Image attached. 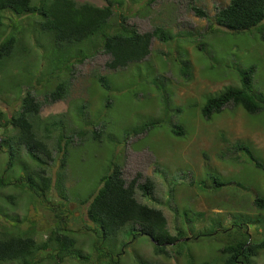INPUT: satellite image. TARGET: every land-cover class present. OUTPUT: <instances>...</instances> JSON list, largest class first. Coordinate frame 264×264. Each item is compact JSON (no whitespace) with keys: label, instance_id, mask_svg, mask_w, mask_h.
<instances>
[{"label":"rangeland","instance_id":"obj_1","mask_svg":"<svg viewBox=\"0 0 264 264\" xmlns=\"http://www.w3.org/2000/svg\"><path fill=\"white\" fill-rule=\"evenodd\" d=\"M78 1L105 4L103 0ZM128 2V8L124 10L130 16L129 22L136 24L140 31L162 26L175 33L174 39L165 43L153 38L150 55L142 62L123 69L108 68L106 62L111 56L103 51H95L84 62H75L71 66V75L69 71H64L68 94L57 101L45 99L48 91L61 78L49 75L48 56L51 50L47 37L43 34L40 38L38 36L37 15H13L17 35L24 36L20 40L27 45L29 53L19 58H16V54L14 58L18 62L14 65L9 61L7 71L0 72V109L10 113L19 110V98L31 86L42 102V121L38 132L43 131L45 122L54 120L64 122L67 134L77 132L82 123H87L91 130L89 132L86 128L88 133L83 140L78 135L74 137L76 142L66 153L65 167L60 165L61 153L55 151V160L49 169L55 184L59 168H66L65 193L60 195V191L53 187L46 197L56 204L65 202L69 227L75 230L72 234L78 239L76 252L82 250L83 254L91 253L93 243L99 236L93 228L88 230L84 227L83 221L89 220L86 216L87 204L81 201L99 188L100 178L108 172L109 167L120 164L123 165V175L127 181L139 172L142 180L146 176L154 180L156 188L153 197L156 200L142 197L141 201L163 209L173 234L179 226L185 230L189 226L192 233L180 240L181 246H184L182 254H176L175 248H170L169 255L165 256L155 254L150 239L143 236L134 239L133 226L128 225L122 229L119 237L111 240L115 244L111 253L116 259L112 264H140L141 260L168 264H222L221 250L235 233L243 234L249 229L254 233V243L261 242L264 236L262 225L256 224V219L249 216L254 214L255 207L251 205L257 196L255 190L260 191L261 180L264 183L263 174L257 173L255 169H246L240 160L236 162L234 157L238 153L232 147L237 142H246L264 159V114H249L244 108L232 104L210 119L196 117V111H199L208 96L219 93L229 85H239L241 70L252 64L256 65L257 74H254L253 88L264 95V27L259 25L241 31L226 28L223 31L210 30L204 33L208 20L196 15L192 6H198L214 16L219 8L229 3L228 0H154L150 4H147L148 0ZM73 48L79 52L78 46ZM188 58L193 67L189 76H184L179 71L180 62ZM99 75L108 77L111 89L97 82ZM27 78H32L28 84L24 83ZM17 81L24 84L21 96ZM156 99H167L166 109ZM175 103L185 105L181 114L174 110ZM84 105L85 108H82ZM156 117L161 119V123L153 133L149 129L135 131L137 126L150 123ZM175 124H182L189 132L182 137L173 135L171 129ZM94 128L101 130L97 139L91 136L96 131ZM55 137L53 135L50 140L51 146ZM10 157L11 153H8L7 159ZM21 157L25 158V155ZM14 160L16 167L4 173L1 167L5 163L0 158V176L8 173L7 177L15 181L14 177L28 173L22 160L16 157ZM26 163L31 169L32 164ZM210 173L230 182L213 191ZM203 181L205 188L201 187ZM24 183L20 181L1 186L0 204L7 211L26 215L22 228L34 227L37 238L46 240L49 228L56 219L55 211L38 202V197L28 189L29 184ZM239 191L245 195L236 197L235 193ZM7 194H14L15 200H18L17 207L11 199H6ZM28 200L34 201L27 204ZM238 201L235 208L233 204ZM241 203H248L250 211L236 214L233 220L232 213L242 208ZM184 212L188 213L189 224L184 223L180 216ZM236 223L243 227H233ZM228 227L232 228L225 231ZM218 228L222 230L217 231ZM201 232L203 235L198 236ZM100 240L101 243L109 242L103 236ZM123 243L128 244L123 246ZM21 262L17 259L1 261L0 264ZM245 262L264 264V249L251 263L248 259ZM51 263L104 264L101 260L81 258H66L59 263L44 261L39 264Z\"/></svg>","mask_w":264,"mask_h":264},{"label":"trees","instance_id":"obj_2","mask_svg":"<svg viewBox=\"0 0 264 264\" xmlns=\"http://www.w3.org/2000/svg\"><path fill=\"white\" fill-rule=\"evenodd\" d=\"M104 1L106 4L97 5L90 1L78 0H0V72L7 71L9 61L15 65L18 62L16 58L29 53L27 45L20 40L24 36L17 35L18 31L14 25L16 20L12 18L13 15L17 17L28 13L37 15L40 33L38 36L40 38V35L43 34L47 37L51 50L48 56L49 75L61 78V81H58L55 87L46 94L48 97L45 99L51 101L63 99L68 94V81L63 78L64 71L67 70L70 74L71 66L75 62H84L85 59L93 56L95 51H103L111 56L110 60L106 62L108 68L123 69L146 59L151 53L150 47L153 37L165 43L174 39L175 33L165 27L155 26L152 31L140 32L134 24H130L128 22L129 16L126 15L125 11H122L126 0ZM153 1L148 0L147 4ZM192 9L197 15L207 18L209 22L208 32L210 29L214 30L216 25L241 31L258 26L264 21V0H230L228 5L219 8L214 16H209L205 10L195 5L192 6ZM7 29L8 31L5 32ZM221 31H223L222 28ZM74 46L79 47V52L74 50ZM180 52L179 56H181ZM16 54L17 57L14 58ZM180 63L179 71L184 76H189L192 69L191 59H182ZM255 71L256 65H250L241 70L239 85H229L221 92L207 97L203 107H201L202 116L205 119H210L214 114L221 113L229 104L241 106L249 114H264V95L253 88L255 75L257 76ZM97 77V82L103 87L112 88L106 75ZM34 79L36 78L34 77ZM31 80L32 78H27L24 83L28 84ZM16 83L17 88L21 89V96L24 84L21 81ZM169 90L171 91L170 88ZM164 95L166 94L164 93ZM19 100L21 109L16 112L10 113L0 109V156L5 163L2 172H7L8 166L14 165V158L20 153L17 147L19 149L24 147L39 164L36 169L34 168L27 173L25 183L29 184L30 188L28 189L38 197V202L55 211L56 219L49 228L47 239L39 240L37 230L34 227L22 228L26 215L7 211L6 207L0 204L2 219L0 221V262L19 259L22 260L21 264H39L44 261L59 263L66 258H81L96 259L101 260L104 264H112L116 262V259L111 253L115 247L111 240L119 237L122 229L131 224L133 226V238L143 236L150 239L154 244L155 254L168 256L170 248H175L176 254H182L184 246H181L180 240L192 233L189 226L187 230L179 226L177 232L173 234L163 209L149 206L138 197L137 193L140 192L142 197H150L152 200H156L153 197L156 188L154 180L145 177L142 181V174L139 172L127 182L123 177L122 165L120 164L112 165L109 172L100 178L99 188L81 201L83 204H87L86 216L89 220V222L83 221L84 227H87L88 230L93 228L99 236L93 243V252L88 254H83L82 250L76 252L75 247L78 239L73 235L75 230L69 227L65 213L66 208H64L65 202L56 204L54 200H48L46 197L47 192L51 191L53 187L60 191V195H63L66 178L64 171H59L53 185V179L48 174L49 162L55 159L53 150L55 145L53 148L50 147L49 140L53 135L57 136L56 146L59 152H62L61 165L65 167L67 164L66 153L72 139L66 134L65 124L61 120L45 122L43 132H41L43 134L37 132L36 127H39L42 121L40 118L42 102L32 91L31 86H28L27 91ZM156 100L158 104L162 105L163 103V108L166 109L167 99ZM184 106L175 103L174 110L181 114L184 111ZM82 108H85V105ZM160 123V118H152V122L137 126L135 131L149 129L153 133ZM181 125H173L171 132L175 136L184 135L185 129ZM95 130L93 134L97 138L101 135V130ZM81 133H86V130L80 129L78 134ZM232 147L238 153L234 157L236 162L240 160L243 167L255 169L264 177V159L255 150H252L248 143L237 142ZM8 153H11L9 160L7 157H3V154L7 155ZM41 154L43 155L41 156ZM210 177L214 184L213 191H217L214 188H221L230 182L212 173H210ZM21 179L23 178L20 177L17 180ZM7 182L9 180L6 179L5 174L0 176V187L7 185ZM193 182L194 180L191 181V183ZM204 183L205 181L202 182V188H205ZM238 184L242 186L241 182ZM241 195H243L242 191L235 193L236 197ZM5 197L11 199L13 204H16L15 207L18 206V200H15L14 194H7ZM173 198L175 199V196ZM4 201L8 202V200ZM29 201L33 203L34 200H28L27 204ZM239 201L233 204L235 208ZM240 205L242 208L232 213L233 220L236 214L250 211L248 203H241ZM251 206L255 207V210H253L254 214H249V216L254 217L255 223L261 224L264 228V195L259 194ZM187 214L184 212L180 216L184 223L189 224ZM5 222H9V224L7 225ZM87 224L90 226H86ZM238 226L240 225L236 223L233 227ZM231 228L228 227L225 231ZM219 230L222 229L218 228L217 231ZM203 232L206 233L205 230ZM200 235L202 236L203 233L201 232L198 236ZM102 236L109 242L103 241L101 243L100 238ZM253 238L254 233L250 232L249 229H246L243 234L237 235L235 233L231 241L228 239L229 242L221 250L222 264H246V259L251 263V260L264 249V236L258 243H254ZM126 244L128 243H123V246ZM140 264L168 263L141 260Z\"/></svg>","mask_w":264,"mask_h":264},{"label":"clouds","instance_id":"obj_3","mask_svg":"<svg viewBox=\"0 0 264 264\" xmlns=\"http://www.w3.org/2000/svg\"><path fill=\"white\" fill-rule=\"evenodd\" d=\"M104 1V0H103ZM130 2H132V3H134L135 2V0H129ZM229 2H230V0H228ZM91 2V1H90ZM105 2V1H104ZM105 4H106V2H105ZM128 4H129V2H128V0H126L125 1V5H124V7L122 8V11L124 10V9H126L127 10V8H128ZM97 5H100V4H97ZM104 5V4H103ZM228 5V4H227ZM227 5H225V6H227ZM225 6H223V7H225ZM198 7V6H197ZM222 8V7H221ZM204 10V9H203ZM125 11V10H124ZM123 11V12H124ZM126 12V11H125ZM217 12V11H216ZM196 14V13H195ZM126 15H128L129 16V14H127L126 13ZM197 15V14H196ZM199 16V15H198ZM210 16V15H209ZM204 18H206V17H204ZM129 19H130V16H129ZM129 19H128V22H129ZM207 19V18H206ZM130 24H134V23H131V22H129ZM209 23V22H208ZM137 28H138V26L136 25V24H134ZM209 25V24H208ZM260 26H262V27H264V21H263V23L262 24H259ZM258 25V26H259ZM218 27V28H217ZM221 28H222V30H225L226 29V27H222V26H219V25H216V27L214 28V30L215 31H221ZM228 29V28H227ZM138 30H139V28H138ZM169 30V29H168ZM208 26H207V28H206V30L204 31V33H206V31L208 32ZM211 30V29H210ZM140 31V30H139ZM150 31H152V30H150ZM169 31H172V30H169ZM140 32H148V31H140ZM153 38H155V37H153ZM173 40V39H172ZM172 40H170L168 43H170ZM152 41H153V39H152ZM199 43H200V41H198ZM151 50H152V43H151ZM150 55V54H149ZM148 55V56H149ZM147 58V57H146ZM191 63H192V61H191ZM192 65H193V63H192ZM193 67V66H192ZM191 71H192V69H191ZM165 89H164V93H165ZM167 92V91H166ZM221 92V91H220ZM217 94V93H216ZM211 96V95H210ZM209 97V96H208ZM202 103V101L201 102H199V105ZM205 103V102H204ZM204 103H203V105H204ZM21 104V103H20ZM203 105L201 106V107H203ZM230 105V104H229ZM228 106V105H227ZM226 106V107H227ZM225 107V108H226ZM241 107V106H240ZM20 109H21V107H20ZM19 109V110H20ZM246 111V110H245ZM196 113L198 114L196 117H203L202 116V112H201V108H199V111H196ZM196 117H194V118H196ZM159 118V117H158ZM192 123H193V121H192ZM191 123V124H192ZM189 126L190 125H188V129H189ZM39 127H36V130L38 129ZM86 128L88 129V127H87V123L86 124H83L82 123V127L80 128V129H84V130H86ZM79 129V130H80ZM95 129H97V128H94V130ZM79 130H76L77 132H75L74 134H67L68 136H70L71 137V139H72V142L69 144V146H68V150H69V147L71 146V145H75V142H76V140L74 139V137L76 136V135H78V136H80L81 137V140H83V139H85V137H87V136H85L87 133H88V130H86V133H84V134H78V131ZM97 130H99V129H97ZM68 130L66 129V132H67ZM91 130H89V132H90ZM38 132V131H37ZM43 132V131H42ZM189 131L187 130H185V133H184V135H181L180 137H182V136H185V134L186 133H188ZM39 134H43V133H41V132H38ZM172 133V132H171ZM173 134V133H172ZM91 135V134H90ZM89 135V136H90ZM174 135V134H173ZM85 136V137H84ZM93 138H95V135L94 134H92L91 135ZM100 137V136H99ZM99 137H97V138H99ZM52 138V137H51ZM96 138V139H97ZM51 140V139H50ZM50 140H49V142H50ZM50 144V143H49ZM18 145V144H17ZM16 145V146H17ZM54 145H55V147H54ZM50 147H54L53 148V150H54V156H55V151H57V152H59V150L57 149V146H56V137H55V142L53 143V146H51V144H50ZM17 149L19 150V154H17V157L16 158H19L20 160H22L23 161V163L26 165L27 163L26 162H28V163H30V164H32V168L31 169H28V173L30 172V171H32L34 168L36 169L37 168V166L39 165L36 161H35V158H33V157H31L29 154H28V152L26 151V149L24 148V147H21L20 149L17 147ZM23 150V151H22ZM59 153H61V156H60V165H61V158H62V152H59ZM22 154H24L25 155V158H22L21 157V155ZM4 155V158L5 157H7V155L6 154H3ZM43 154H41V156H42ZM0 158H1V156H0ZM55 160V159H54ZM54 160H51L49 163L51 164V162H53ZM2 162H3V160H2ZM2 162L0 163V167H1V164H2ZM8 166V165H7ZM16 167V160H14V165L13 166H11V167H9L8 166V169H9V171L11 172L14 168ZM61 167H62V165H61ZM59 168V171H64V173H66V168L65 169H63V168ZM112 167V166H111ZM111 167H109V168H111ZM4 167H1V170L3 169ZM27 168H29V167H27ZM50 169V168H49ZM122 170H123V165H122ZM2 172V171H1ZM108 172H109V169H108ZM107 172V173H108ZM7 174L8 173H6V179L8 178L7 177ZM48 174H49V170H48ZM261 174V173H260ZM27 175V174H26ZM25 175V176H26ZM50 176H51V174H49ZM262 175V174H261ZM2 176V175H1ZM25 176H19V177H14L15 178V181H12V180H10V178H8V180H9V182H13V183H9V182H7V184H15L16 182H20V181H24V182H26V177ZM23 178V179H21V180H17L18 178ZM52 177V176H51ZM123 177H124V175H123ZM135 177V176H134ZM134 177H132V178H134ZM147 177V176H146ZM131 178V179H132ZM145 178V177H144ZM150 178V177H149ZM52 179H53V177H52ZM124 179L126 180V178L124 177ZM130 179V180H131ZM129 180V181H130ZM141 180H142V177H141ZM144 180V179H143ZM142 180V181H143ZM127 181V180H126ZM129 181H127V182H129ZM249 181H250V179H249ZM53 185H54V181H53ZM259 188H260V191L258 192L257 190H255L256 191V194H257V196L260 194H263L264 195V183L262 182V180H261V183L259 184ZM244 190V189H243ZM245 191V190H244ZM246 192V191H245ZM138 194V193H137ZM139 194H140V200H142V195H141V193L139 192ZM243 195H245V193L243 194ZM257 196L253 199V200H256V198H257ZM243 198V197H242ZM16 199V198H15ZM17 213V212H16Z\"/></svg>","mask_w":264,"mask_h":264}]
</instances>
